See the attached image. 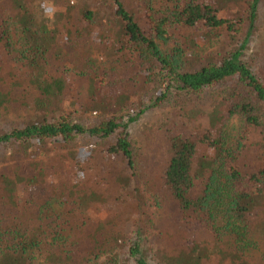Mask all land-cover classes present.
Returning a JSON list of instances; mask_svg holds the SVG:
<instances>
[{
	"label": "trees",
	"instance_id": "trees-1",
	"mask_svg": "<svg viewBox=\"0 0 264 264\" xmlns=\"http://www.w3.org/2000/svg\"><path fill=\"white\" fill-rule=\"evenodd\" d=\"M226 1L234 7L223 10ZM263 12L264 0H0V264H264V234L253 218L264 212V166L244 173L238 165L256 135L264 142V75L244 60ZM244 29L233 50L207 53L197 42L206 35L213 47ZM93 33L136 60L141 72L129 86L135 90L140 75L153 88L148 103L135 92L111 96L130 60L106 64L85 53ZM67 73L88 88L79 106ZM205 97L226 103V115L217 138L205 131L173 144L164 186L183 227L158 235L162 197L141 171L130 127L150 110H196ZM82 141L107 161L90 163L83 181H57L43 157L82 173ZM198 144L215 152L205 158L200 195ZM191 220L204 238L184 232Z\"/></svg>",
	"mask_w": 264,
	"mask_h": 264
},
{
	"label": "rangeland",
	"instance_id": "rangeland-1",
	"mask_svg": "<svg viewBox=\"0 0 264 264\" xmlns=\"http://www.w3.org/2000/svg\"><path fill=\"white\" fill-rule=\"evenodd\" d=\"M69 1L72 4L81 6L83 5V1L86 0ZM220 7L223 10H227L231 9L230 7H234V4L226 1L222 2ZM46 9L47 17L51 19V22L59 31L60 44L67 45L69 43L68 37L61 28L58 13L52 10V6L49 3H47ZM257 24L255 26L257 31L251 37V42L248 46L247 52L245 53L246 57L244 60L246 59L247 62L253 65V69L255 71L264 75V12L259 20V23ZM243 31V34L239 35L235 39H231L227 35H223L213 47L207 45L208 37L206 35L200 36L197 42L199 43L200 47L207 51V53L219 49L233 50L237 45H241L246 39L248 30L244 29ZM91 41L92 44L89 46L90 50H86L84 52L88 54L92 53L93 57L102 63L108 64L110 60L117 58L120 60L122 57H125V59L128 58V60H130L128 63H126L125 69L122 72V80L118 79V83L113 87L111 96L115 97L116 95H127L129 93L131 94L135 92L137 94L136 98H138L139 102L144 104L148 103L149 100L154 96L153 88L151 86L144 87L142 85V78L140 75V77L138 76L137 78V86L135 90L129 86L130 75L132 73L138 74L141 72L136 60L125 56L124 53H119L114 50L113 43H115V41L112 43L104 42L96 33L92 34ZM199 54L201 53L199 52ZM189 55L192 56L193 54L190 53ZM65 77L67 82L74 87V93L71 96L73 99L72 106H79L86 101L88 88L87 86L74 81L75 79L72 78L71 74L67 73L65 74ZM134 107H138V104H136ZM227 107L228 105L222 102L217 105H211L209 98L205 97L202 101H200L199 107H196V110L194 107L188 108L186 113H181L180 111L172 109L150 110L130 127L131 134L135 137L141 147V171L146 179L150 182V186H152L156 192L161 194L162 197L163 204L157 223L158 235L170 229L175 230V228H179V226L181 228L183 227L180 223L181 214L178 213V207H176V203L174 202L171 195H168V188L164 186V173L173 156V144L178 143L184 138L195 139L197 135H200L205 131H210L213 137L217 138L221 121L226 115ZM192 109H194L195 112L190 115ZM197 109L200 110L197 112ZM186 115H189V117ZM24 116L26 117L27 115ZM260 141L261 136L256 135V138L252 140V147H250L246 155L240 159L238 165L244 173L256 172L264 166V142L259 143ZM85 143L86 142L82 141L79 146V154L83 162L82 173H79L75 168H72L71 170H65L62 163L53 162L54 154L47 153L46 156L43 157V160L47 162V166H52L54 169L57 181L63 179L70 182L83 181V179L89 174V164L100 158L103 152L99 147L94 145H85ZM214 153V150L208 149L204 147V145L198 144L197 146L194 172L197 173L198 171L201 175L200 179L197 180V184L199 186L197 195L202 193L200 190L203 187V179L205 177L203 167L206 165L205 158L213 155ZM105 161H107V159H104V161L99 159L95 162L98 167L104 165ZM115 163L117 164L118 168H125L121 158L116 159ZM124 178H126L124 175L121 176L119 178L120 182L118 181V183L121 184ZM129 183L130 189H133L136 186V182L133 178L129 177ZM126 184L128 185L127 182ZM92 190L100 191L102 188L92 187ZM112 204L113 203L111 202V205ZM117 206L120 207V204L118 203ZM132 210L136 212L137 207L134 206ZM104 216L106 219V224L110 226V219L107 215L104 214ZM253 218L257 223L255 230L261 231L262 234H264V212H261L260 210L256 211ZM189 223V225L187 224V230H184V232L189 234V237H195L198 234V238H204V230L195 225V221L193 220H191ZM158 235L153 241L157 246L161 244V242H158L157 240ZM262 248L264 249V243L262 244Z\"/></svg>",
	"mask_w": 264,
	"mask_h": 264
}]
</instances>
